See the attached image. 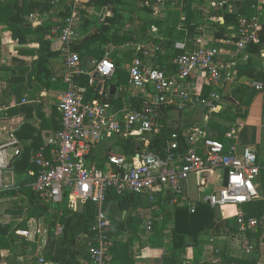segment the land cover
<instances>
[{
	"label": "built area",
	"instance_id": "obj_1",
	"mask_svg": "<svg viewBox=\"0 0 264 264\" xmlns=\"http://www.w3.org/2000/svg\"><path fill=\"white\" fill-rule=\"evenodd\" d=\"M168 1L179 9L185 2L159 0L162 6ZM76 16L77 3L72 15L52 29V33L62 41L66 57L63 82L67 90L58 102L61 128L48 141V146L52 147L50 159L40 152L31 155L29 162L36 170H30L28 176L36 178L31 188L43 202L66 204V210L72 212H76L70 208L73 200L91 202L96 206V222L87 249L89 264H111L109 253L113 237L109 233L110 220L105 207L108 190H114L118 195L140 196L147 202L146 213L141 217L144 218L143 227L148 234L155 225L157 208L154 204L158 193L164 196L173 194L169 206L187 205L194 213L195 203L186 201L190 177L225 171V183L212 191L204 202L220 210L224 218L234 217L242 233L264 231V216L248 217L239 210L248 203L261 200L263 196L258 182L261 168L256 150L245 147L239 152L238 146L232 143L236 127L226 134V142L214 139L206 127H193L184 134L187 150L183 154L178 133L171 135L161 153L150 148L151 136L160 132L158 120L164 116L165 109L187 112L203 107L209 113L219 110L223 100L220 88L233 85L237 76L234 60L230 62L234 72L224 74V66L219 63L220 45L234 47L236 56L246 53L249 46L258 41L260 20L241 17L235 33L228 39L220 40L219 45H201L189 50L185 40H176L173 48L179 54L173 58L175 72L170 75L156 66L159 56L165 52L167 38L159 33L157 26H152V39L149 42H130L126 45L131 49V62L127 66L128 86L134 91L143 92V100L139 107L130 104L114 111L110 110L109 104L86 102L83 97L87 88L79 85V79L88 77V86L94 87L96 76H100V79L113 78L115 64L107 54L95 64L93 70L82 68L80 56L71 49ZM185 22L186 17L182 16L179 31L186 32ZM157 37L160 38L159 43L155 41ZM199 72L211 89L206 97L202 95V89L191 92L186 87V82ZM254 86L257 90L264 89L262 84ZM23 102L27 103L26 100ZM117 137L138 138L140 147L137 154L131 160L125 156L110 155L108 170L90 166L89 158L93 150ZM8 147L15 148L16 158L23 152V146L14 137L11 143L0 145V192L5 189L3 174L10 167ZM231 207L238 211L230 216L226 209ZM32 223L33 226L29 228L16 230V235L32 242L41 237L44 230L37 222ZM63 232L64 227L58 224L55 235L61 236ZM245 247L247 253L251 254L247 241ZM40 264H45V258L40 259Z\"/></svg>",
	"mask_w": 264,
	"mask_h": 264
},
{
	"label": "crops",
	"instance_id": "obj_2",
	"mask_svg": "<svg viewBox=\"0 0 264 264\" xmlns=\"http://www.w3.org/2000/svg\"><path fill=\"white\" fill-rule=\"evenodd\" d=\"M188 1L189 0H185L184 4ZM233 1L240 2L241 6H234V4H232ZM195 2H201L200 4L195 3L191 8V11L195 15L193 21L196 22L192 23L191 26L197 25L194 30L195 34L192 37L184 39L189 50L196 49L201 45H219L214 39L216 29L215 27H211L212 21H219V19L211 15L222 7L225 9L226 3L230 2L228 7L229 12L232 13L234 11L238 12L243 10L244 14L242 17L260 20L261 26H263V35L258 38V44L262 47V54L264 53V0H195ZM0 3L13 4L14 7L18 8L17 14L20 13L23 6V0H0ZM204 5L205 7L207 5L208 10L211 11L208 16L202 14L201 11L198 12V10H203ZM174 8L173 11L177 10L180 12V18L182 16L187 17V13L183 11L184 7H182V9ZM156 15L163 21L170 19L169 16L163 15L161 11H158ZM19 17L18 15L14 17V19L17 20L16 24H18ZM28 20L29 24L40 27L43 24H48L50 21H60L61 23L65 19L60 20L53 12H45L41 15H31ZM224 23V19L223 21L221 19V24L223 25ZM29 26L30 25L26 24L23 30H5V27H0V145L11 143L14 137L23 146V152L21 156L17 158L14 154L15 148H7V156L10 164L22 156L31 157V155L39 152L43 153L47 159L52 157V147L48 146V141L54 137L61 128V113L59 111L58 102L59 98L67 90V85L63 82V76L66 73V57L64 55V45L62 41L59 36L54 35L51 30V34L48 37L51 41V55H43L40 51L36 32ZM101 26L102 25L98 28ZM87 28L90 27L83 26L77 29L76 26L73 40L83 39L90 34ZM236 28L237 24L231 25L227 22L225 25L227 32L233 33L234 31L235 33ZM220 47L222 51L219 56V63L224 66V74L234 72V68L230 65L232 60L236 62V65H247L248 60H251V65L255 70L264 71V57L262 55L260 57H253L248 49L246 53L236 56L234 47L223 45H220ZM95 48L104 50L105 55L108 54L110 56L115 66L123 64L127 71V63L130 64L131 62L130 54L124 55L122 52L119 53L113 50L116 49L115 46L109 49H105L103 46H95ZM122 50H125L124 47ZM73 53L79 55L77 51H73ZM97 53L98 50H94V52L81 58V66L84 70H93L95 64L99 61L97 59ZM39 61L40 64L37 66ZM22 72H25L24 78L21 75ZM235 72L237 76L234 84L220 88L223 100L218 111L209 113L203 107H197L184 114H180V112L170 109L166 115V120L168 125L173 123L174 118L172 117V113H176L178 118L176 121L174 120V124L176 123V125L173 127H186V132H188L195 126H203L208 129L211 136H213V132L209 128L211 120L225 124L228 128V132H230L233 127H236L237 132L232 143L238 146L239 152L245 147L255 149L258 164L261 169H264V89L257 90L254 86L255 84H262L264 86V81L252 80L246 77L241 78L237 71ZM78 83L80 86L87 88V92L83 95L86 102L99 101L94 94L95 88L103 98H108L112 95L111 87L115 86L113 78L96 79V86L94 87L88 86V77L86 76L81 77ZM99 86L101 88L100 90H98ZM242 86L249 88L251 92L255 93L248 104L245 103L247 99L243 97L242 93L238 92L232 94L235 88L237 89ZM126 87L127 85H121L116 89L113 95L116 103L109 104L110 110L116 111L123 109L125 106L133 104L134 98L143 94V92L140 93L132 90L129 86ZM186 87L191 92H198L201 89L204 92V88L207 86L203 74L200 72L195 73L186 82ZM121 89L123 90L121 91ZM124 89H126V93L122 94ZM24 100H26L27 103H24ZM239 102L246 104H242L244 116H241L243 117H239L238 115L237 107ZM188 123L191 124V127L186 126ZM128 140H133L134 143L138 144L140 147L139 139L136 137L129 139L114 138L113 140L104 142L99 148L93 150L89 158V165L100 168L99 163L105 161L101 169L108 170L110 167L108 164L110 155L125 156L131 160L133 156L129 157L124 155V147L121 144L122 141ZM222 142H226V135ZM12 149L13 153L9 155V151ZM138 149L139 148H137V152ZM30 170H36V168L34 167V169L32 168ZM28 172L26 175H19L13 171L12 167H9L3 174V185L5 189H3L0 194L8 191L10 195H17L24 198L29 205L28 200L21 191H23L26 186L30 187L36 178L29 177ZM217 173L223 176L222 183L224 184L226 178L225 171L200 174L199 199L190 202L188 190L186 189V201L189 203L204 202V199L212 192L206 193L205 187L207 183L210 182V178L214 175H218ZM258 182L261 188V176ZM188 185L189 182L187 187ZM215 189L218 188L216 187ZM262 200H264V197H262ZM147 206V202L141 198L140 201L137 202L138 208L133 211L134 214H139L140 216L142 214L144 216ZM174 209L175 206H169L168 202L163 211L157 210L155 214H158V217L155 215V225L150 233L146 234L144 227H142L144 234L140 236H142V238L146 237L147 247L141 251L140 255L128 256L126 252H119V256L117 257L114 254L117 253L114 252L116 248L111 250L110 247L111 252L109 253V259L111 264H237L240 260L252 261L255 264H264V231L261 233H242L239 227L236 228L235 231H230L228 227H224L221 230H208L207 233L201 235L197 241H194L191 237H186L185 247L174 251L171 248V229L174 223ZM226 210L230 216L236 214L238 211V209L233 207L227 208ZM239 210L244 212L243 207L239 208ZM108 213L110 218H112L110 212ZM216 213L217 222L219 223L221 221L227 222L235 219L234 217L224 218L220 210H216ZM124 216L125 213L119 214L117 218L122 219ZM32 221L37 222V225L44 230L43 235L33 242L24 238L17 240L15 242L16 248L20 246L23 240L27 241L29 246L25 249L23 254H18L16 256L9 250L3 249L0 246V264H38L36 258H45L44 254L47 250L48 241L45 239L44 247H42V242L44 237L47 236L48 231L47 233L45 231L48 229L45 228L43 220H38L36 218L27 219V228L33 226ZM231 225L230 229L234 227L233 223H231ZM16 229L17 228L12 231L14 232ZM144 235L145 237H143ZM124 237L125 236L116 238L114 236L111 246H113L115 240H124ZM129 239L132 244L140 241V238L136 236L133 237V235L130 236L127 241ZM246 241L249 243V247L252 250L251 254H248L246 251ZM17 251L18 249H16V252Z\"/></svg>",
	"mask_w": 264,
	"mask_h": 264
},
{
	"label": "trees",
	"instance_id": "obj_3",
	"mask_svg": "<svg viewBox=\"0 0 264 264\" xmlns=\"http://www.w3.org/2000/svg\"><path fill=\"white\" fill-rule=\"evenodd\" d=\"M145 3L148 0H144ZM121 0H89L86 3V7H106L108 10H115V7ZM195 4V0H189L186 4L183 5V11L187 13L186 17V32L179 31L178 26L181 22L180 12L172 11L178 13V21L176 23L172 20L163 21L160 17H155V20H152L150 23V27L147 26L143 30L146 33H150L152 26H157L160 34H165L167 41L164 43L165 52L159 56L156 66L159 67L160 70L164 71L166 74L170 75L175 72V67L172 63L173 58L179 54L173 48V43L176 40H184L189 37H192L195 33L194 30L197 27L191 26L192 23H196L193 21L195 19V15L191 11L190 7ZM229 3H226V8L223 7L217 11H215L211 16L217 17L219 21L215 26L214 39L215 42H219L220 40H225L230 38L233 34L232 32H227L225 29L226 23L231 20L234 25L238 24L239 19L244 14L243 10L229 12L228 7ZM234 6H241L240 2H232ZM169 6L170 8L175 9L171 2H165V6ZM17 7H14L13 4L9 3H0V27H5V30H23L25 29V25H30L31 29H34L36 32L38 44L40 45V51L43 55H51L50 45L51 41L48 38L51 34V30L53 27L60 23V21H50L48 24H43L40 27H35L32 24H29V18L31 15H38L42 13H50L53 12L56 14L57 18L60 20L66 19L72 15L73 9L70 6L69 0H23V6L20 10V13L17 14ZM19 17L18 24L14 17ZM248 18V17H247ZM14 19V21H13ZM221 19H224L225 23L221 24ZM110 20V19H107ZM109 28L106 26H101L97 28L95 32H91L83 39L73 40L71 42V49L73 51H77L79 53L80 58H84L89 53L94 52V50H98L97 59L101 60L105 51L101 49L95 48V46H103L104 43H108L110 46L118 47L122 45L120 42L122 39L118 35V31L112 35V40L109 38ZM263 26H261L259 30V37L263 35ZM145 35V33H144ZM151 36V34H150ZM137 39L132 36H128V42H134ZM151 40V37L149 38ZM98 41V45H91ZM157 43L160 42V38L157 37L155 39ZM101 48V47H100ZM253 57H260L262 55V47L257 43L249 46L248 50ZM40 64V61L37 63V66ZM236 71L241 78L246 77L252 80L264 81V71H257L251 65V60H248L247 65H237ZM24 78L25 72L21 73ZM115 81L116 89L121 85L129 84V76L123 64H118L115 66V73L113 76ZM23 81V80H21ZM126 87V88H127ZM210 91L209 87L204 88L203 96H207ZM242 93L243 97L246 98L245 103H249L252 97L255 95L254 92H251L249 88L242 86L235 88L233 93ZM126 93V89H124L122 94ZM222 94V91H220ZM94 94L96 95V99H98L102 103L115 104V97L110 95L108 98L103 96L94 89ZM143 100V94H140L138 97L134 98L133 105L135 107H139ZM235 103V102H234ZM242 102L238 103V115L239 117H243V107ZM246 105V104H244ZM171 108L165 109V114L158 120L160 132L152 135L150 140V148L151 150L161 153L163 147L166 145V141L171 137L172 134L178 133L180 136L181 142V153L183 154L187 150V145L185 142L184 134L186 133V127H173L168 125L166 120V115ZM185 112H180V114H184ZM243 115V116H241ZM209 128L213 132V138L219 141H223L226 133L228 132V128L225 124L213 121L209 123ZM124 147V155L126 156H135L137 154V148H139L138 144L134 143L133 140L122 141L121 143ZM30 157L22 156L11 163L10 167H12L13 171L19 175H26L30 169H34V167L29 162ZM105 162V161H104ZM104 162L99 163V169L102 168ZM262 179L261 186V194L264 197V169H261L260 173ZM25 185V184H24ZM21 193L24 194L26 199L29 202L30 210H29V219L36 218L39 219L45 216L46 213H50V221L48 222V244L47 250L44 254V257L49 263L52 264H89V257L87 254L88 244L90 243L93 236V227L96 222V206L91 202H82L78 201L77 204V212H72L66 210L64 208V204H55L51 202H43L40 196L35 193L31 186H26ZM157 200L155 202V206L157 210L163 211L167 206L168 202L174 198L173 194H166L165 196L162 193L157 194ZM141 197L136 195H118L114 190H108L106 195L105 207L108 212L112 215L110 219L109 225V233L112 237L121 238L125 236L127 233L133 235V237L140 238L141 234H144L143 224L144 220L139 214H134V210L137 209V202L140 201ZM244 213L248 217H261L264 216V200H255L251 203L246 204L243 207ZM125 213L124 218L118 219L117 215ZM158 217V214H155ZM173 228L172 232V243L171 248L175 251L178 249H182L186 245V237H191L194 241H197L201 235L207 233L208 230L218 229L221 230L224 227H228L229 230L235 231L238 228L237 222L235 219L229 220L227 222H217V213L216 210L213 209L209 204L204 202H196L195 203V212L192 213L191 209L188 206H175L173 213ZM219 223V224H218ZM231 223L234 224V227L230 229ZM60 224L64 227V232L61 236H56L55 231L57 225ZM20 228H17L18 230ZM15 230V231H16ZM9 231L7 226L0 225V246L3 249L9 250L15 256L18 254H23L25 249L29 246V243L25 240L16 248L15 242L21 239L20 236L16 235V232ZM260 231L259 233H261ZM134 239V238H132ZM123 240H115L113 242V246H111V250L116 248L117 253H114L117 257L119 256V252H126L128 256H133L131 253V244L130 239L127 241L125 246L120 245ZM115 243V244H114ZM115 245V247H114ZM117 246V247H116ZM120 248V250H119ZM16 249L18 251L16 252ZM111 252V251H110ZM115 257V256H114ZM237 264H255L252 261H238Z\"/></svg>",
	"mask_w": 264,
	"mask_h": 264
},
{
	"label": "rangeland",
	"instance_id": "obj_4",
	"mask_svg": "<svg viewBox=\"0 0 264 264\" xmlns=\"http://www.w3.org/2000/svg\"><path fill=\"white\" fill-rule=\"evenodd\" d=\"M197 1V0H196ZM70 6L72 9L75 8L77 3V16H76V26L77 29L81 27H90L87 28L88 32H95L96 29L102 25L109 28V38L112 40V35L118 31V35L121 37L122 45L116 47L117 52H122L124 55L131 54L130 47L126 46L127 38L132 34L137 40L134 41L136 43L141 42H149V38L151 37L149 32L146 33L143 29L150 25L152 20H155V17H158L156 14L158 11H161L163 15L173 19V22L176 23L178 21V13L172 12L173 8H170L168 5L162 6L159 0H148L145 3L144 0H121L115 7V10H108L106 7H86V3L89 0H69ZM200 4L199 2H195ZM191 9V7H190ZM207 9V10H206ZM202 12L206 16L210 15V10H208L207 5L203 6V10H198V12ZM110 19V20H107ZM169 19V20H172ZM217 20L212 21V26L215 27L217 24ZM211 23V22H210ZM234 25L231 20L228 21V24ZM150 27V26H149ZM145 33V35H144ZM78 38V37H77ZM152 39V38H151ZM98 41L90 43L91 45H98ZM110 45L108 43H104L103 47L105 49H109ZM120 47V48H119ZM124 47L125 50H122ZM129 65V63H127ZM175 116V117H174ZM173 123L171 126H175L176 119L178 115L176 113H172ZM230 119V118H229ZM228 119V120H229ZM175 120V121H174ZM186 126L191 127V124L188 123ZM13 153V149L9 151V155ZM98 168V167H97ZM218 175L212 176L210 182L207 183L205 187L206 193H210L216 187L221 188L223 182V176L217 173ZM201 175H192L189 179V185L187 187L188 190V198L190 202L196 201L199 199L200 195V187H199V179ZM8 191L6 193L0 194V225L7 226L9 231L14 230L15 228L25 229L27 228V219L29 218V205L27 201L17 195H10ZM64 204V208H66ZM244 207V206H243ZM242 208V207H241ZM109 215V213H108ZM109 220L110 215L108 216ZM43 220L44 226L48 228V222L50 221V213H46L45 216L39 218L38 220ZM132 236V234H126L124 240L121 241L122 246L127 244V239ZM145 237V235L143 236ZM146 238V237H145ZM140 236V241L138 243L131 244V254L137 255L141 254V251L147 247V240ZM47 239L48 235L44 237L42 242V247L45 246L44 241ZM36 247V246H35ZM41 258H36L38 264H40ZM45 264H49L45 258Z\"/></svg>",
	"mask_w": 264,
	"mask_h": 264
},
{
	"label": "water",
	"instance_id": "obj_5",
	"mask_svg": "<svg viewBox=\"0 0 264 264\" xmlns=\"http://www.w3.org/2000/svg\"><path fill=\"white\" fill-rule=\"evenodd\" d=\"M222 21H223V19H222ZM96 79H97V80H100V76H96ZM100 89H101V88H100V86H99L98 90H100ZM115 91H116V87H115V86H112V87H111V94L114 95V94H115Z\"/></svg>",
	"mask_w": 264,
	"mask_h": 264
},
{
	"label": "bare ground",
	"instance_id": "obj_6",
	"mask_svg": "<svg viewBox=\"0 0 264 264\" xmlns=\"http://www.w3.org/2000/svg\"><path fill=\"white\" fill-rule=\"evenodd\" d=\"M77 204H78V201L77 200H73L71 202L70 208L73 209V210H76L77 209Z\"/></svg>",
	"mask_w": 264,
	"mask_h": 264
}]
</instances>
